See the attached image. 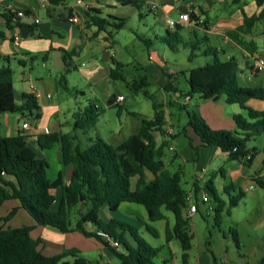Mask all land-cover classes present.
I'll use <instances>...</instances> for the list:
<instances>
[{
  "label": "trees",
  "instance_id": "1",
  "mask_svg": "<svg viewBox=\"0 0 264 264\" xmlns=\"http://www.w3.org/2000/svg\"><path fill=\"white\" fill-rule=\"evenodd\" d=\"M52 8L63 4L65 0H48ZM241 0H233L239 3ZM141 0H128L123 5L131 4L138 8L142 7ZM257 5H263L264 0H255ZM29 16L30 12L25 10ZM88 24L96 27V33L104 31L107 38L113 37L111 27L119 29L125 25V19L116 16H103L99 8H90L86 12ZM7 21V28L15 26L22 27L23 17H16V13L8 11L3 14ZM264 18L262 11L250 17H245L244 22L234 31H229L228 36L238 45L256 49L253 41L247 42L241 37V33L250 32L254 24ZM118 20V21H116ZM32 31L36 25L32 24ZM178 25L176 31L182 28ZM172 35V33H169ZM6 38L5 30L0 29V39ZM14 40V37H12ZM179 37L177 36V41ZM172 47L170 38H163ZM151 40H145L148 47ZM196 45L191 46L189 59L195 55ZM205 55L214 57L212 62H207L189 69L186 81L188 89L180 91L185 96L200 95L202 99L218 100L225 96L227 102L237 103L248 111V119L241 114L235 115V122L241 132H232L228 129H213L200 114L197 107L188 111V125L200 137L205 146H216L228 153L229 160H243L246 164L251 160L244 157L248 153L254 155V151L247 148V142L251 137L263 135L264 137V110H257L247 104L251 98H259L264 94L262 87L241 86L238 82V61L231 59L222 61L218 58L216 49L211 47L203 51ZM79 54L76 50H64L66 66L71 65L73 57ZM8 59L0 55V63ZM113 67L110 69L111 79L124 78L122 68L124 63L110 56ZM60 83L67 88V76L62 75ZM144 80L133 83L135 91L147 86ZM172 81L164 87L166 91H176ZM145 93L153 99L154 115L152 118L141 117L140 128L130 134L124 142L113 145L103 137L97 136L91 139V144L83 149L75 144V136L70 133L50 132L40 134L38 143L43 148H49L58 143L60 162L62 165L55 180L48 177L47 170L49 162L39 156L27 143L25 137L20 133L10 136L0 135V207L6 200L17 199L20 207L25 209L37 224L54 229L61 233L79 230L87 236H94L106 243L98 230H104L118 239L125 247V252H119L112 247L115 255L120 259V264H151L152 257L157 255L159 248L153 247L148 241L138 234L136 229L129 223L111 218L104 222L100 217L103 205H108L111 211H116L122 202H134L145 207L150 221L165 218L164 209L171 211L175 217L172 227L167 225L166 236L170 241L176 237L182 246L183 263L188 264L189 250L192 247L193 235L187 228L190 219L188 208L190 201L188 192L183 188V170L177 169L172 172L163 160L165 149L170 147L167 140L158 142L157 133H164L166 125V112L162 103L157 102L153 95L147 90ZM22 103L15 101L14 71L10 65H0V115L7 112L25 113L39 108L34 94L21 93ZM101 106L90 101L85 108L76 112L74 127L85 132L94 128L97 124ZM135 114V113H133ZM38 118V113L36 114ZM173 137H176L175 135ZM236 148V149H235ZM255 150V149H253ZM264 153V146L262 148ZM72 167L70 181L65 183V170ZM148 173L152 178L148 180ZM136 181L133 183L132 179ZM260 187L264 188V180H256ZM61 188V201L57 208H53L56 196L53 190ZM216 206L215 221L220 223L221 213L226 206V201L220 198L215 187L210 186ZM245 196L243 190H239L229 201L236 206ZM81 202H84L83 214L79 213ZM75 210V211H74ZM14 208L4 221L10 220L16 213ZM73 214V219L71 215ZM75 221V222H73ZM87 222L96 227V232L85 229ZM32 226L0 227V264H63L61 260L67 255L76 256L72 249L64 250L62 253L47 255L42 252L40 246L41 238H34L30 232ZM127 230L136 245H132L124 237L118 234L117 229ZM147 228L155 235L156 229L151 226ZM236 233V231L234 230ZM264 250V244L261 245ZM75 264H86L83 257H75ZM264 264V253L256 262Z\"/></svg>",
  "mask_w": 264,
  "mask_h": 264
},
{
  "label": "rangeland",
  "instance_id": "2",
  "mask_svg": "<svg viewBox=\"0 0 264 264\" xmlns=\"http://www.w3.org/2000/svg\"><path fill=\"white\" fill-rule=\"evenodd\" d=\"M103 1L110 4L104 7L103 16L112 15L124 18L125 25L119 29L111 27L113 37L107 38V33L105 32L101 38L87 41L82 48V52L75 56L71 65L67 66L63 71H57L52 62L44 65L45 54L52 49L51 41L45 43L39 40L35 49L30 48L27 51L31 56H34L31 63L26 60L27 75L28 78L31 77V83L37 85L41 82L40 78L48 80L50 75L57 78L56 88L52 92L54 97L51 99L56 104H51L50 106L48 104L44 108L41 106V119L46 124L61 122L62 132L74 135L75 144H79L83 149L87 148L91 144V139H95L97 136H101L107 142L116 145L136 131V128L141 124L140 116L153 117V99L145 93V90H147L150 95L156 98L157 102L162 103L163 109L167 106L166 110L172 112L163 130L165 131L169 127L173 128L176 139H171L168 136H165L164 139L168 141L169 145H174L175 151L167 147L163 160L167 168L173 172L180 167L183 169L182 185L185 190H189L195 181L193 173L194 161L190 160L191 162L189 161L188 163L186 160L189 156L194 157L197 149L195 147L196 136L189 130L187 112L192 110L194 104L191 102L187 105L185 95L182 94L179 98L180 103L170 105V99L167 97L169 91L162 90L157 81L159 77L150 71L151 69L146 66V63H151V67H155L160 73L162 69L165 71L171 69L188 70L189 68L205 64L207 57L200 50L208 47L207 43L202 39L204 31L195 26H183L175 34L174 32L177 28H169L166 20L167 18L178 19V10L174 11L170 16L164 17L160 10H151L149 8L148 0H141L143 1L141 8L131 4L121 5L115 0ZM179 1L176 0V5H178ZM44 18L45 16L41 20ZM191 19L193 18L191 17ZM168 30L171 31L172 35L168 33ZM177 36L179 37L178 41ZM165 37L170 38L172 47L163 41ZM25 39L21 40L24 41ZM145 40L152 41V45L164 56L165 64L160 65L156 61L147 62L146 57H144ZM233 43L230 40L228 44L224 45L223 41L218 37H213L211 42H209L215 47L224 46L226 54L217 52L220 60L236 59L238 65L241 64L244 74L238 68V82L241 86H245L247 82L244 75H247V67L245 63H241L239 46L236 48L237 46H234ZM193 44L198 47L195 50L197 56L190 60L189 55ZM53 47L56 48V45L54 44ZM42 48L47 49L41 51ZM104 51H109L111 55H115L116 60L124 63L122 68L124 78L111 79L110 74L104 75L101 66H114L112 60L103 59ZM209 56L211 57L209 60L212 62L213 56ZM30 64H32L33 68L30 70L31 72L29 71ZM12 68L17 86V80L21 77L24 67L22 64L18 65L17 61H13ZM62 74L67 76V88L59 82ZM105 77L107 79L101 81ZM170 78L181 90L186 91L188 89L186 77L183 73H180V75L173 74ZM144 79L148 82V85L139 91H135L133 83ZM105 87L110 90L109 94H107ZM118 94H121L124 100L116 102L115 106L108 105L110 97L112 95L118 96ZM195 99H200L197 94L194 95ZM15 101L17 103L21 102L18 88ZM90 101L98 103L101 106V111L96 126L85 132L74 127L76 120L74 114L82 111ZM28 116L30 117V115ZM28 116L25 115L21 118V115L20 124H22L23 119H29ZM0 121V134L7 136V124L12 122L11 114H1ZM33 121L37 122L38 118L35 116ZM184 129L188 131L187 134ZM163 134H167V132L161 133V135ZM161 135L159 136L161 137ZM252 142L254 141L250 143ZM51 152L50 176L57 170V161L52 159L56 156L57 150L54 148ZM175 152H178L180 156H174ZM213 170V167H209L207 170V181L212 176ZM216 172L215 184L218 188L219 196H226V206L221 213L220 223L217 224L215 212H208V204L201 202L203 191H199L197 193L198 197L193 198L192 202H200L198 203V211L190 214L187 225L193 235L188 264H255L262 254L261 245L264 244V188L256 184L255 195L245 190V196L234 206L230 203L227 193L220 187L219 181L222 177L218 170ZM132 181L135 183L136 179L133 178ZM199 182L201 185L205 183L204 180H199ZM205 190L209 191L207 187ZM54 194L57 197V204L55 203L54 206H57L62 190L55 189ZM232 194L234 195L235 193ZM120 205L117 211L111 213L115 219L129 223L153 247L159 248L158 254L152 257L151 264H184L182 258L183 249L180 241L176 237L168 241L166 236L167 225L172 227L175 222L174 214L171 211L164 209L166 215L164 219L150 221L141 204L123 202ZM14 208L16 207L7 202L0 208V217H7ZM110 216L108 208L100 212V217L104 222H108ZM71 219H73V214ZM28 221L34 220L25 209L21 208L17 209L10 220L4 221L1 219L0 224L5 223V226L11 227H20V225L32 226L28 225ZM85 225H87L85 229L90 231L94 227L90 222ZM148 225L156 229L158 235L153 234L147 228ZM32 230L30 232L32 237L41 238L45 243L51 245L52 241L49 238L45 239V236L39 233L37 235V230L32 233ZM117 232L118 234H123L128 242L133 245L127 230L118 228ZM84 235L87 236L86 234ZM71 249L76 252V256L67 255L61 262L69 259V264H74L75 257H83L86 264H120V259L115 255L112 247L103 246L102 249L100 246L99 248L90 246L83 249L75 246ZM116 250L125 252V247L120 243Z\"/></svg>",
  "mask_w": 264,
  "mask_h": 264
},
{
  "label": "crops",
  "instance_id": "3",
  "mask_svg": "<svg viewBox=\"0 0 264 264\" xmlns=\"http://www.w3.org/2000/svg\"><path fill=\"white\" fill-rule=\"evenodd\" d=\"M0 1H1L0 29L5 30L6 32V38L0 39V55L4 57H8V59H3L0 65L1 66L10 65L12 68L13 61H17L18 65L22 64L24 70L22 71L21 77H19V79L17 80L18 82L17 86L14 80L15 97L17 96V88H18L20 101H21L20 103H22L21 93L26 92V93L34 94L39 104V108L37 110H33L32 111L33 114L30 117L28 116L30 113L29 110H26L25 113H21V112L5 113V114H11L12 117L11 124H7V130H8L7 136L15 135L17 133L23 135L28 145L30 147H33L32 149L36 151L39 156L45 158L50 165H51L50 160L52 156L51 150L55 148L57 150V154L52 159L54 161H57V167H56L57 170L55 173H53L52 176L49 175L50 165L47 170L48 177L53 181L58 177V173L62 168L60 162V155H59V145L58 143H55L53 144V146L49 148H43L38 143V136L40 134L50 133V132L64 133L62 132L61 122H57V123L50 122L49 124H46L43 123L44 120L41 119L40 116L41 106L44 108L48 106V104L49 106L51 104L52 105L56 104V102L51 101V99H53L54 97L52 95V92L56 88L57 78L50 75V78L48 80L44 78H40L41 82L38 83L37 85L31 83L30 82L31 77L28 78L27 75L26 60H28L29 63H31V61H33L34 56H31V54L28 53L27 51L30 50V48L35 49V47L37 46L36 43L39 40L45 43H49V41H51L52 49L50 47L51 52L49 51L45 54L44 65H46L48 62H52V64L55 66L57 71H63L65 68H67L66 61L64 59V50L67 51L76 50L80 53L82 52V48L87 41L91 39L94 40L99 39L103 36V33L105 32L101 31L99 33H96V27L88 24L85 14V12L88 9H86L81 4H78L77 3L78 0H65L63 4H60L54 8H52L49 1L47 3L44 2L43 0H0ZM86 1L91 2V6H92L91 8H99L103 12L105 11L104 7L110 5L108 2H104L103 0H86ZM151 1L159 2V6L152 10H156V9L160 10L164 17L170 16L176 10H178L179 14L181 12H189L190 15H192V13L195 14L196 18L194 20L191 19L189 23L180 24V25L195 26L196 28L203 30L204 35L202 36V39L205 41V43H207L208 45L207 48L211 47L213 49H216V52H221L224 54H226V50L223 48L224 46L215 47L212 44H209V42H211L213 37L220 38L223 41L224 45L228 44L230 40L233 41L228 36V32L234 31L239 26H241L244 22L245 17L257 15L264 8V4L257 5L255 0H241L239 3H234L233 0H180L178 5H176V0L174 4H167V3L162 4L160 3V0H148L147 2H151ZM18 10H28L30 12L29 16L22 18L24 25L22 27L15 26L10 29L7 28V21L3 14L8 11L16 12ZM71 12H77L79 14L81 18L80 23L73 24L68 21V15ZM44 16L46 19L44 18L43 20H41V18ZM28 17L34 18V21L29 24V33L27 34V36H23L21 34V29L26 25L24 20H29ZM36 19H38L39 22H36ZM168 19L169 18H167V20ZM32 24L36 25L35 31H32L30 27ZM17 33L20 35V40L21 39L23 40V38L26 39L24 41L19 40L18 42H15V40H13L12 37H15ZM168 33H171V31L168 30ZM241 37L247 42L253 41L256 45V49L252 51L250 48L242 47L233 41L234 42L233 45L237 46L236 48H238V46L240 48L239 55H241V57H243L244 60L249 59L250 60L249 64L254 65L253 69L247 68V75H244L245 81L247 82L246 85L253 87H262L264 89V64L262 66L257 65L258 61L260 60L264 61V18L257 21L254 24V26L251 28L250 32L245 34L241 33ZM54 44L56 45V48L53 47ZM152 44L153 43H150V45L148 47L146 46V49H144V57H146L147 62L156 61L157 63H160V65L165 64L166 61L164 56L161 55L160 51L156 49ZM46 49L47 48H42L41 51H45ZM206 49H200V50L202 54L205 57H207V62H211L209 60L211 59V57L209 55H205L203 52ZM104 54L106 55V51H104ZM113 55L114 54L111 55V53L109 52V58L107 61H109L110 56L113 57ZM195 56H197L196 53L193 57ZM213 59L214 57L212 58V61ZM241 63H244V61H242ZM146 66L150 67L151 69L150 71H152L154 75L159 77L157 81L160 84L162 90H165L164 87L167 85L169 81H171L170 80L171 75L173 74L180 75V73H183L184 76L187 77L189 69H192V68H189L188 70L171 69L167 71L162 69L160 73V71L156 70L155 67H151L152 66L151 63H146ZM29 67H30L29 71L33 69L32 64H30ZM238 67L240 71L243 72L242 74H244V69L242 68L241 64H239ZM101 68L104 72V75L110 74V69H111L110 66L109 67L101 66ZM106 79L107 78L105 77L101 81H105ZM172 83H173L172 86L177 90L168 92L167 97L168 99H170L169 100L170 105L180 103L179 98L180 96H182L180 91H183L179 88V86L176 83L174 82ZM105 89L107 94H109L110 90H108L107 87H105ZM119 96L122 95L121 94H118V96L112 95L110 97L111 99L110 102L112 104H115L116 102L123 101L124 98L122 100H118ZM198 96L200 99H195V100H194V96H185L186 104L189 105L191 102H193L194 105L192 108L197 107L200 114L205 118L207 123L213 129H228L231 130L232 132H237V131L241 132V129L236 124L234 117L237 114H241L242 116L248 119V111L246 109H244L241 105L237 103L227 102L225 96H221L218 100L202 99L200 95ZM247 104L254 109L264 110V94L259 98H251L247 102ZM183 108H185V106H183ZM164 109L167 112L166 121H168L169 115H171L172 112H168L166 110L167 106H165ZM37 113L39 115L38 121L34 122L33 119ZM21 115H22L21 118H23V116L25 115L29 117V119H23V121L21 122L22 124H20ZM24 122H30L31 125L30 128L24 129L22 126ZM0 125H1V121H0ZM140 126L141 124L136 128V131L140 128ZM167 130H165V132H167ZM189 130L192 133H194V135L196 136L195 147L197 149L195 156L194 157L189 156V158H187L186 160L188 163L190 160L194 161L193 173L195 176V181L193 183V186L190 187L189 190H186L188 192V195L191 197L189 200L190 203H192L194 197L195 198L198 197L197 193L199 191H203L202 197L204 195H210L211 200H214V194L210 186L212 185L213 187H215L217 194L219 193L218 188L215 184L217 170L222 177L221 180L219 181L220 187H222L224 192L227 193L228 199L230 198V196L233 195L232 193L236 194L239 190H243V191L248 190L251 194L253 195L256 194L255 185L256 184L259 185L256 180L257 179L262 181L264 180V153L262 150L264 146L263 135L251 137L247 142V148L250 149L251 151H254V155L251 162L249 164L248 163L246 164L243 160H229L228 153L221 150L219 147L203 145L200 137L195 133V131L190 126H189ZM184 131L186 134L188 133L186 129H184ZM159 133L156 134V138L157 141L160 143L161 141L165 140L164 139L165 136L168 135L167 134L161 135V133L160 134ZM159 135H161V137ZM174 135L176 136L175 132ZM171 139L175 140L176 137H173ZM125 140L119 142L116 145L121 144ZM251 141L254 142L250 143ZM174 151H175V147H174ZM174 156L177 157L180 156V154L178 152H175ZM209 167H213L214 170L212 172V176L209 178V181H207L206 175ZM178 169H182V168L180 167ZM71 172H72V167H69L65 170V175H64L65 183H68L70 181ZM152 177H153L152 174L148 173L147 176L148 180H150ZM199 180H204L205 181L204 185H201ZM206 187L210 192L205 190ZM60 189H61L60 187L56 188V190H60ZM53 193H55V189L53 190ZM219 197L222 198L224 201H226L225 198L226 196L223 195L222 197L221 196ZM60 201H61V197H60ZM7 202H10L18 210L21 209L19 200L17 199L6 200L2 206H4ZM199 202L200 201H197V203ZM55 203L57 204L56 201ZM58 205L57 206L53 205V208H57ZM107 208L110 211V215H111L108 219L110 220L111 218H115L113 214H111L114 211H111L108 205H103L101 207L100 212L103 209H107ZM143 208L148 218V213L144 206ZM2 218L3 217H0V220ZM28 225L33 226L32 233L37 230L36 231L37 235L39 233L42 236H45V239L49 238L52 241L51 245L43 241V243L41 244L42 246H40L42 252L47 255L59 254L62 253L64 250L71 249L72 247L75 246H78L83 249H86L87 247L90 246H95L97 248H99L100 246L103 249V246H106L105 243H103L98 238L94 236L91 237L85 236L84 233L79 230L71 231L68 233H61L54 229L42 225L39 226V224H37L35 220L28 221ZM0 227L5 228L11 226H5V223H3L0 224ZM85 227H87V225H85ZM87 231L95 232L96 227L94 226L93 228H91V231L90 230ZM129 237L133 245H136L131 234ZM263 253L264 250L262 249V254ZM62 263L69 264L70 260L65 259L63 260Z\"/></svg>",
  "mask_w": 264,
  "mask_h": 264
},
{
  "label": "built area",
  "instance_id": "4",
  "mask_svg": "<svg viewBox=\"0 0 264 264\" xmlns=\"http://www.w3.org/2000/svg\"><path fill=\"white\" fill-rule=\"evenodd\" d=\"M43 1L48 3V0H43ZM77 3L83 5L86 9H90L92 7L91 2L86 1V0H78ZM0 5H1V1H0ZM158 6H159V2H156V1L149 2V8L151 10L157 8ZM15 13H16V17H20V18L21 17H27V15L25 14V10H18ZM68 21L73 23V24H78L81 22V18L77 12H71L68 15ZM190 21H191L190 13L189 12H181L179 14L178 19L169 18L167 20V24H168L169 28H175L180 24H186V23H189ZM36 22H39V20L36 19ZM14 40H15V42H18L20 40V35L18 33L15 35ZM263 64H264L263 60H260L257 62V65H259V66H262ZM122 99H123V96H119L118 100H122ZM22 126L24 129H28V128H30L31 125H30V122H24ZM167 135L169 138H173L174 130L172 127L168 128ZM169 148L171 150L174 149L173 145H170ZM252 157H253V154L248 153L244 158L246 160H250V159H252ZM190 198L191 197L189 196L188 199L190 200ZM202 202L208 204V212L214 211L215 206H216V202L214 200H211L210 195H204L202 197ZM198 209H199L198 203L192 202V203H190L188 211L190 214H193V213L197 212ZM97 234L100 235V237H102V239L106 243H108L109 246L115 247V248L120 246L121 242L118 239L111 236L108 232H106L104 230H98Z\"/></svg>",
  "mask_w": 264,
  "mask_h": 264
},
{
  "label": "water",
  "instance_id": "5",
  "mask_svg": "<svg viewBox=\"0 0 264 264\" xmlns=\"http://www.w3.org/2000/svg\"><path fill=\"white\" fill-rule=\"evenodd\" d=\"M115 1L118 2V3H125V2H127L128 0H115ZM174 2H175V0H160V3H162V4H165V3H167V4H174ZM191 17H192L193 19H195V18H196V15L192 13ZM28 18H29V20H24L25 23H26V25L21 29V34H22L23 36H27V34L29 33V24L32 23V22L34 21V18H32V17H28ZM108 58H109V51H106V55L104 54L103 59H104V60H108ZM240 58H241V61H244L245 66H246L248 69H253V68H254V65H253V64H249V62H250L249 59H245V60H244L243 57H240ZM110 100H111V99H110ZM110 100H109V102H108V105H110V106H115V104H112V103L110 102ZM83 209H84V202H81L80 210H79V213H80V214H83Z\"/></svg>",
  "mask_w": 264,
  "mask_h": 264
}]
</instances>
